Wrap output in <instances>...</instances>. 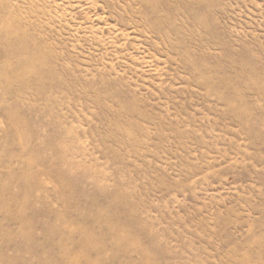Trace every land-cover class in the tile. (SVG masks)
<instances>
[{
  "label": "rangeland",
  "instance_id": "obj_1",
  "mask_svg": "<svg viewBox=\"0 0 264 264\" xmlns=\"http://www.w3.org/2000/svg\"><path fill=\"white\" fill-rule=\"evenodd\" d=\"M0 264H264V0H0Z\"/></svg>",
  "mask_w": 264,
  "mask_h": 264
},
{
  "label": "bare ground",
  "instance_id": "obj_2",
  "mask_svg": "<svg viewBox=\"0 0 264 264\" xmlns=\"http://www.w3.org/2000/svg\"><path fill=\"white\" fill-rule=\"evenodd\" d=\"M14 35H15V34H14ZM17 50H18V49H17ZM33 60L36 61L35 58H34ZM40 61H41V60H40V57H39V58L37 59V61L34 62L36 65H32V66H33V67H31L32 70H30L31 73L36 72V70L39 68V67H38V63H40Z\"/></svg>",
  "mask_w": 264,
  "mask_h": 264
}]
</instances>
